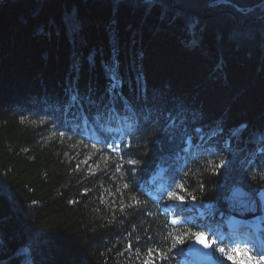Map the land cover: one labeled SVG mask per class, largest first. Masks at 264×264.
Segmentation results:
<instances>
[{"label":"trees","instance_id":"16d2710c","mask_svg":"<svg viewBox=\"0 0 264 264\" xmlns=\"http://www.w3.org/2000/svg\"><path fill=\"white\" fill-rule=\"evenodd\" d=\"M0 5V264H193L196 233L216 264L264 252V215L257 248L218 207L264 192V0Z\"/></svg>","mask_w":264,"mask_h":264},{"label":"snow or ice","instance_id":"6c2138e0","mask_svg":"<svg viewBox=\"0 0 264 264\" xmlns=\"http://www.w3.org/2000/svg\"><path fill=\"white\" fill-rule=\"evenodd\" d=\"M110 79H111L110 88H109L110 98L113 101V104H115L117 100H121V103H122V98L120 96V92L118 91V89L120 88V84H121L118 73L113 71ZM78 99H79L78 95L72 96L73 102H76ZM123 106L126 107L127 105H123ZM113 150L115 151L116 149H113ZM128 163L135 164L136 162L128 161ZM221 166L222 164H219L216 167L219 168ZM119 170L120 168L118 167L117 171ZM125 187H127V185H125ZM181 187L183 188V186ZM257 191H259V189H257ZM235 194L246 197V203H242L241 205L242 211L247 210L249 206H253L255 204V200H254L255 193L254 192H251V191L244 192L240 189H236ZM260 195L262 198H264V192H261ZM178 198L183 199L182 197H178ZM172 223L176 224L178 223V221L173 220ZM195 236H196L197 241L203 244L204 247H211V245L207 242V239L203 233H196ZM225 251H226L225 248L223 247L219 248V252L221 254L225 253ZM226 259L228 261H231L232 264H261V262H264V252L260 253V255L257 257V256H254L253 253L245 247H233L232 250L227 254ZM145 264H149V262L146 261Z\"/></svg>","mask_w":264,"mask_h":264},{"label":"water","instance_id":"95a60500","mask_svg":"<svg viewBox=\"0 0 264 264\" xmlns=\"http://www.w3.org/2000/svg\"><path fill=\"white\" fill-rule=\"evenodd\" d=\"M2 5H0L1 8ZM240 189L244 192H249L241 186H234L229 192H227L218 202V206L226 213H231L235 217L239 218H253L261 215V202L260 199L255 195V204L249 206L247 210H241L242 203H246V197L235 194V190ZM206 237V235H204ZM207 242L208 238L206 237ZM187 254L191 261L200 264H215L214 251L211 247H204L203 244L199 243L196 239H192L188 245Z\"/></svg>","mask_w":264,"mask_h":264},{"label":"bare ground","instance_id":"6f19581e","mask_svg":"<svg viewBox=\"0 0 264 264\" xmlns=\"http://www.w3.org/2000/svg\"><path fill=\"white\" fill-rule=\"evenodd\" d=\"M231 224H238L239 225V227L241 228V229H243V228H247L249 225H250V223H248V222H245V221H240V222H235V221H231L230 222ZM258 224H260V222H258ZM255 235H257V236H259L260 234H259V226H258V228H257V232L255 233ZM263 241L261 240L260 241V243H262Z\"/></svg>","mask_w":264,"mask_h":264},{"label":"rangeland","instance_id":"374dc122","mask_svg":"<svg viewBox=\"0 0 264 264\" xmlns=\"http://www.w3.org/2000/svg\"><path fill=\"white\" fill-rule=\"evenodd\" d=\"M259 198H261L260 196H259ZM261 200V207H262V205H263V201H262V199H260ZM253 220H256L255 222H259L258 221V218L257 219H253ZM257 232V228H256V230H255V233ZM255 241H257V242H259V239H255Z\"/></svg>","mask_w":264,"mask_h":264}]
</instances>
